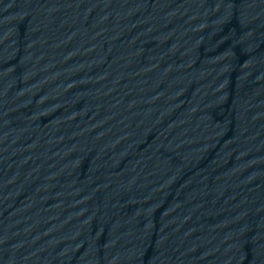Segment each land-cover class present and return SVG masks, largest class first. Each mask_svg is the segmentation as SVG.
I'll return each instance as SVG.
<instances>
[{
  "label": "water",
  "instance_id": "obj_1",
  "mask_svg": "<svg viewBox=\"0 0 264 264\" xmlns=\"http://www.w3.org/2000/svg\"><path fill=\"white\" fill-rule=\"evenodd\" d=\"M0 264H264V0H0Z\"/></svg>",
  "mask_w": 264,
  "mask_h": 264
}]
</instances>
